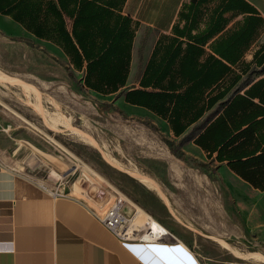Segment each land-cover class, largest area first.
<instances>
[{
	"label": "crops",
	"instance_id": "crops-1",
	"mask_svg": "<svg viewBox=\"0 0 264 264\" xmlns=\"http://www.w3.org/2000/svg\"><path fill=\"white\" fill-rule=\"evenodd\" d=\"M127 17L134 31L128 73L125 66L113 75L110 65L87 70L86 58L80 69L74 66L63 37L79 46L75 22L80 36L102 39L105 32L119 33ZM0 21L7 31L57 47L87 89L153 114L185 150L199 151L264 200V8L257 1L0 0ZM84 21L98 22L86 27ZM186 90L190 97L177 109L174 97L144 106L143 91ZM128 92L144 105L128 101ZM109 207L56 192L0 159V264H201L177 238L117 239L100 221ZM253 228L264 244V219Z\"/></svg>",
	"mask_w": 264,
	"mask_h": 264
},
{
	"label": "rangeland",
	"instance_id": "rangeland-1",
	"mask_svg": "<svg viewBox=\"0 0 264 264\" xmlns=\"http://www.w3.org/2000/svg\"><path fill=\"white\" fill-rule=\"evenodd\" d=\"M255 1L264 8V0ZM5 25L0 21V71L13 81H0V159L99 207L124 195L129 217L138 208L147 212L201 264H264V244L253 228L264 219L256 191L199 151L185 150L153 114L87 89L57 47ZM56 119L67 126L58 121L55 129ZM168 139L180 143L186 161L171 152ZM140 225L134 227L142 231Z\"/></svg>",
	"mask_w": 264,
	"mask_h": 264
},
{
	"label": "trees",
	"instance_id": "trees-1",
	"mask_svg": "<svg viewBox=\"0 0 264 264\" xmlns=\"http://www.w3.org/2000/svg\"><path fill=\"white\" fill-rule=\"evenodd\" d=\"M97 22L98 21H92V22L84 21L82 22V25L86 27L88 25L93 26V24H97ZM76 26H77V22L74 23L73 32L76 36L79 46L77 47L73 43L72 39L69 37H63V40L65 44L64 48L66 52L71 56L72 62L77 69H80L82 67L83 62H84L83 59L86 58L87 70H89L92 64L95 68H104V69L107 67V65H110V66L115 67V70L111 71V74L113 75L118 72L119 66L121 68V71H122V67L125 66V69L128 73L129 62H130V48H131V43H132V39L134 35V31L130 30L129 28V18L128 17H127V25H125L124 28H122L119 33H114V36H113L111 33L105 32L102 39L96 38L95 35H92L90 38L82 37L79 35V33H77ZM250 29H252L251 26L244 27V30L251 31ZM239 40H240V43H242L243 41H245V38H243L240 35ZM87 42H89V46L85 45V43ZM108 42L110 43L109 46H107ZM79 48L81 49L83 55L81 54ZM88 49H90L91 53H89ZM91 57L94 58L93 61H89ZM109 60H112V62H109ZM263 60H264V57H263ZM104 80H108V78L106 77ZM84 82L85 84L89 83L87 75L84 79ZM129 92L126 95V99L132 103L141 104L137 99H132L129 96ZM143 93L145 97H147L146 98L147 100L144 102L146 105L144 104H141V105L147 106L150 109L155 108V104L150 103V100L155 97L156 98L161 97L163 101H166L168 98L172 99V97H174L175 98L174 107L176 109H177V105L181 107V105L184 103L183 101L184 98L186 99V102H187V100L190 97L188 90H186V93L183 95L181 94L169 95V94L147 92V91H143ZM105 106L108 108H115L111 104H106ZM175 108L173 109V111L175 110ZM199 115L200 113L197 115V118ZM172 126H173V123H172ZM186 127H187L186 125L180 126L178 128L176 127L175 128L176 135H180L186 129ZM166 143L168 147L170 148L171 152L177 158L183 161L187 160V155L185 151L181 148L180 143H176L175 141L169 140V139L166 140ZM196 143L199 145L201 144V140L199 137L196 139Z\"/></svg>",
	"mask_w": 264,
	"mask_h": 264
},
{
	"label": "bare ground",
	"instance_id": "bare-ground-1",
	"mask_svg": "<svg viewBox=\"0 0 264 264\" xmlns=\"http://www.w3.org/2000/svg\"><path fill=\"white\" fill-rule=\"evenodd\" d=\"M0 81L2 82H5V81H13L12 79L8 78L7 76H5L1 71H0ZM27 84V83H26ZM33 104V103H32ZM35 104V103H34ZM37 108V107H36ZM38 110V108H37ZM41 110V109H40ZM43 110V109H42ZM40 113V112H39ZM45 112H42V114L44 115ZM52 114V113H51ZM50 114V115H51ZM46 116V115H45ZM56 116V115H55ZM54 116V117H55ZM61 116V115H60ZM50 117V116H49ZM59 117V116H58ZM45 118V117H44ZM51 118V117H50ZM53 118V117H52ZM56 118V117H55ZM61 120V119H60ZM58 119H56L54 121V124L52 125H55V129L56 128V125L58 123ZM62 121V120H61ZM62 122H65L62 121ZM49 123V122H48ZM51 124V123H50ZM58 124H63L65 125V123H59ZM60 126V125H59ZM67 126V125H65ZM71 127V125H70ZM59 129V128H58ZM90 137V136H89ZM91 140V139H90ZM105 152V151H104ZM111 157V156H110ZM111 159L114 161L113 163H117V161L115 159H113V157H111ZM117 165V164H115ZM128 170V169H126ZM134 176H136L140 181L144 182L145 184H147L148 186L150 187H153L154 189L156 190H159L160 191V188L159 186L148 176L140 173L139 171L137 170H132L130 171ZM161 193V192H160ZM164 196V195H163ZM143 222L145 225L148 226L149 228V231H141L140 229L135 228L134 226L135 225H140V223ZM131 224L133 225V227H131ZM129 233H131V235L134 236V238L136 237H140L141 238V242H144L146 243L147 241L146 240H154V241H161L163 240V238H165V235L166 237H171V238H175L174 234L166 227L164 226L163 224H161L156 218H154L153 216L149 215L147 212L141 210L140 208H138L136 210V215L134 217V222L132 223V218L129 222ZM138 231H141V232H138ZM123 242H126V241H123ZM226 244V243H225Z\"/></svg>",
	"mask_w": 264,
	"mask_h": 264
},
{
	"label": "built area",
	"instance_id": "built-area-1",
	"mask_svg": "<svg viewBox=\"0 0 264 264\" xmlns=\"http://www.w3.org/2000/svg\"><path fill=\"white\" fill-rule=\"evenodd\" d=\"M126 201L127 198L124 195L117 194L114 202L112 203V205H110L104 217L100 218V221L114 237H116L121 241H127V240L141 241V238L139 236L134 238V236L131 235V233H129L128 224L131 218L136 214V211L133 216L129 217L125 212ZM139 228L143 230L144 227L140 225ZM146 229L147 228H145V230Z\"/></svg>",
	"mask_w": 264,
	"mask_h": 264
}]
</instances>
